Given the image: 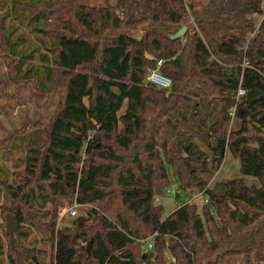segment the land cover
Here are the masks:
<instances>
[{
  "label": "trees",
  "instance_id": "16d2710c",
  "mask_svg": "<svg viewBox=\"0 0 264 264\" xmlns=\"http://www.w3.org/2000/svg\"><path fill=\"white\" fill-rule=\"evenodd\" d=\"M86 1L0 0L11 82L33 96L63 91L49 124L1 140L15 247L0 236V264H264V20L249 39L263 0ZM159 59L168 91L145 82ZM1 80L0 107L17 98ZM221 144L241 176L208 189ZM11 160L24 170L11 173ZM172 179L180 193L205 191L202 213L185 203L164 218L157 198ZM75 202L92 208L62 226L59 212Z\"/></svg>",
  "mask_w": 264,
  "mask_h": 264
},
{
  "label": "rangeland",
  "instance_id": "374dc122",
  "mask_svg": "<svg viewBox=\"0 0 264 264\" xmlns=\"http://www.w3.org/2000/svg\"><path fill=\"white\" fill-rule=\"evenodd\" d=\"M206 2L207 0H201ZM87 4H102L103 0H87ZM262 8L264 9V0ZM258 19V29H256V32L249 35V39L255 37V35L259 31V27L264 20V15L257 16ZM187 34V33H186ZM141 37L143 35H140ZM9 62L7 59V55L1 52L0 49V72L3 74L2 80L5 84H3L2 89L5 91L6 94L14 96L16 95L17 98L15 100H10L8 102V105L5 106V103L1 104L0 107V144L3 142L5 137H8L13 132L15 134H23L24 132L31 129L38 130L36 127H44L45 125L49 124L51 120L55 117L57 110L59 109V105L62 101V93L63 91L61 88H58L56 93H54L51 96L47 97H41V96H33V91L30 86L27 85H21L19 88H16L11 82L12 74L11 69L8 66ZM12 76V77H11ZM33 96V97H32ZM6 107L7 110H5L3 107ZM127 107V102L124 105V108L121 111V114L125 112V109ZM236 116V115H235ZM230 130L236 129L240 126V121L234 117L232 118ZM43 129V128H42ZM2 140V142H1ZM10 144V143H9ZM8 144V145H9ZM7 145V144H6ZM18 147L14 149L18 152L20 157L25 158V152L27 145L22 143H17ZM201 147L208 152V154L211 156V151L203 144H201ZM226 152H225V158L222 163V166L215 168V166H212V172L209 174H204L203 178L207 183L206 188L212 189L218 182L223 180H229L236 177H240V164L239 161L234 158L231 153L227 151L226 146ZM2 154V153H1ZM5 160V159H4ZM3 158H0V162L4 161ZM15 160V159H13ZM13 160L6 161L5 165L10 169L12 172H20L24 170V166L21 165L18 168L15 167V164L13 163ZM212 157L209 158V163H212ZM19 162V161H18ZM247 182L249 184L251 183H257V181L251 177H245ZM13 180V175L12 178ZM176 184V181L172 179L171 184L167 189L164 191V193L157 198V203L160 204L164 209V218H167L168 215H170L173 211H175L180 205H183L191 200V195L188 192L180 193V190L178 186L174 187ZM174 189L175 192L182 194L181 198L175 199L174 193H172V190ZM196 193V192H195ZM199 207V212L202 213V210L204 208V200L202 198L196 199V202ZM8 198L7 194H3L2 199L0 200V236L1 239L5 245L6 248L9 247V236L6 233V214L11 213L9 212L8 208ZM69 205H73L69 204ZM92 208L91 205H81L78 212L80 215H85L89 209ZM74 218L70 217H64L60 223L61 225L70 224V222ZM59 221V220H58ZM42 235L40 233H35L31 239L37 240L38 242L41 240ZM38 248L42 251H46V263L50 261L51 255H52V246L50 244L45 243H39ZM43 256V255H41Z\"/></svg>",
  "mask_w": 264,
  "mask_h": 264
},
{
  "label": "built area",
  "instance_id": "2783aa9c",
  "mask_svg": "<svg viewBox=\"0 0 264 264\" xmlns=\"http://www.w3.org/2000/svg\"><path fill=\"white\" fill-rule=\"evenodd\" d=\"M165 61L163 59H159L156 65V68L150 70L148 74L146 75L145 82L147 84H152L156 86L159 89H163L168 91L172 87V80L164 75L161 71V67ZM246 91L242 88L238 90L237 96H236V104L234 107L230 110V115L232 118L235 117L236 111H237V105L239 103V99L241 96L245 95ZM177 183L174 185L176 187ZM172 193L176 194L177 192L172 190ZM202 198L205 203L209 202L208 197L205 194V191H197L196 193H192L191 195V200L187 203L189 204H197L196 199ZM81 207L80 204L77 202L73 203V205H69L61 209L59 212L58 220L59 222L64 218V217H70V218H76L79 217L80 214L78 212L79 208ZM143 242V246L146 250V252H150L154 250V243H153V237L145 239ZM172 261H175L173 256H169Z\"/></svg>",
  "mask_w": 264,
  "mask_h": 264
},
{
  "label": "water",
  "instance_id": "95a60500",
  "mask_svg": "<svg viewBox=\"0 0 264 264\" xmlns=\"http://www.w3.org/2000/svg\"><path fill=\"white\" fill-rule=\"evenodd\" d=\"M188 32V26L181 27L176 33L171 35V39H179L186 35ZM140 37L139 39H141ZM3 74L0 72V79H2ZM222 153L225 152V146L221 144ZM177 199H179L180 193L177 195ZM6 233L9 236L10 245L15 247V225H14V215L12 213L6 214Z\"/></svg>",
  "mask_w": 264,
  "mask_h": 264
},
{
  "label": "crops",
  "instance_id": "0c3cea01",
  "mask_svg": "<svg viewBox=\"0 0 264 264\" xmlns=\"http://www.w3.org/2000/svg\"><path fill=\"white\" fill-rule=\"evenodd\" d=\"M178 193H176V195H177ZM175 195V199H177V196ZM181 196H182V194H180V196H179V198H181Z\"/></svg>",
  "mask_w": 264,
  "mask_h": 264
}]
</instances>
